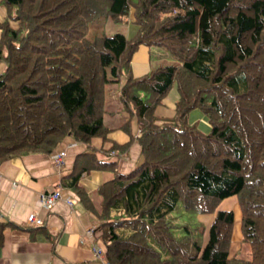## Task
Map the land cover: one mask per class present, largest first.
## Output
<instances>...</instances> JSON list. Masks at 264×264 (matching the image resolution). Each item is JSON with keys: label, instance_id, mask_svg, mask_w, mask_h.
<instances>
[{"label": "trees", "instance_id": "16d2710c", "mask_svg": "<svg viewBox=\"0 0 264 264\" xmlns=\"http://www.w3.org/2000/svg\"><path fill=\"white\" fill-rule=\"evenodd\" d=\"M0 23V162L31 152L51 154L67 137L86 144L62 179L82 198L84 173L115 169L97 157L91 140H104L106 85L118 82L135 119L143 161L116 173L96 191L108 264H264V0H4ZM134 16L136 34L107 35L90 26ZM141 45L165 48L179 64L135 77ZM6 50L7 54L3 55ZM176 85L175 115H156ZM199 109L211 131L189 123ZM116 147V146H114ZM237 196L248 258L231 256L235 215L219 210ZM214 213L205 245L176 237L170 214L179 202Z\"/></svg>", "mask_w": 264, "mask_h": 264}, {"label": "crops", "instance_id": "0c3cea01", "mask_svg": "<svg viewBox=\"0 0 264 264\" xmlns=\"http://www.w3.org/2000/svg\"><path fill=\"white\" fill-rule=\"evenodd\" d=\"M131 20L134 21L133 18ZM6 21L14 29L19 27V22L11 19L4 0H0V23ZM127 27L128 33L124 34L131 38L136 34L137 27L134 24ZM1 34L0 29V39ZM158 49L162 48L146 45L138 48L132 58L135 77L142 76L161 64L164 54ZM6 54L4 50L3 55ZM153 57L157 60L153 61ZM6 67L5 60H0V75L5 72ZM121 86L122 81L116 93L113 92L112 95V90L105 93L104 122L111 129L107 139L95 137L91 140V147L97 152V157L115 162L116 168L95 170L82 175L80 182L89 193L87 198L61 186L62 179L72 174L77 156L91 152L86 144L76 142L72 137H67L51 154L31 152L0 162V264H108L101 239L98 243L103 245L104 254L99 258L94 251L95 242L87 236V231L96 229L100 220L84 199L90 206L98 207L100 198L96 193L97 189L114 178L116 173L127 174L143 161L136 120L132 122V135L120 128L129 118L119 98ZM178 99L179 93L175 85L157 108L156 115L167 120L172 118ZM189 123H196L206 134L211 131L209 119L199 109L189 114ZM63 151L66 152L63 163L58 164L54 157ZM60 186L63 199L51 210L41 208L38 204L41 192L54 191ZM68 198L75 202L74 205L67 203ZM221 210H232L235 225L237 218L241 223L238 200L234 204L222 206ZM33 212L44 220L42 226L28 224L27 218ZM239 231L241 232L240 224ZM239 235L242 237V233Z\"/></svg>", "mask_w": 264, "mask_h": 264}, {"label": "rangeland", "instance_id": "374dc122", "mask_svg": "<svg viewBox=\"0 0 264 264\" xmlns=\"http://www.w3.org/2000/svg\"><path fill=\"white\" fill-rule=\"evenodd\" d=\"M131 18H133L134 20V16L131 15V17L127 20V22L117 23L110 16L101 17L99 21H97L96 23L90 26L88 35L89 37H91L97 30V27H101V29H103L104 32L109 36H112L116 33H125L127 32V28H128L127 26L129 24L134 23V21H132ZM158 50L162 52L164 56L161 57L162 65L161 64L156 65L155 68L165 65L179 64V61L171 54H169V52L165 48ZM156 60L157 59L153 57V61ZM119 84L120 83L118 82L108 83L106 85L105 92H108V90H112L110 93L113 95V92L114 93L117 92V88ZM237 200H238L237 196L229 197L220 202L218 209H221L222 206H225L228 203L234 204ZM214 217H215L214 213H202L194 209L186 208L183 202L181 201L177 205L176 210L170 214L169 219L174 225L173 231L176 237L180 238L183 236L191 235L193 237L198 238V240H200L201 243L205 245L208 240L210 225ZM239 221H240L239 218H237V223L235 225V230H234L235 236L232 242L233 245H231V250H232L231 255L232 256L238 255L239 258L246 259L248 258V252L250 250V246L242 242V237H240L239 235V233H241L239 231V224H240Z\"/></svg>", "mask_w": 264, "mask_h": 264}, {"label": "built area", "instance_id": "2783aa9c", "mask_svg": "<svg viewBox=\"0 0 264 264\" xmlns=\"http://www.w3.org/2000/svg\"><path fill=\"white\" fill-rule=\"evenodd\" d=\"M65 155L66 152L64 151L60 152L54 157L55 161L58 164H62ZM61 190L62 188L60 186V188L54 191L41 192L38 200L39 206L46 210H51L59 200L63 199ZM67 203L72 206L74 205L75 202L71 198H68ZM27 222L31 226H42L44 224V220L38 217V215L34 212L29 214L27 218ZM87 236L90 240L95 242L96 245L94 248L95 254L97 255V257L101 258L102 255L104 254V248L102 247L103 245L98 243L101 237V232H98L95 228H91L87 231Z\"/></svg>", "mask_w": 264, "mask_h": 264}]
</instances>
